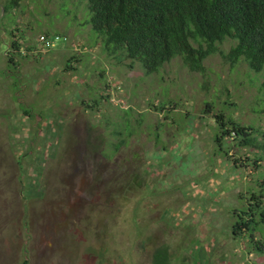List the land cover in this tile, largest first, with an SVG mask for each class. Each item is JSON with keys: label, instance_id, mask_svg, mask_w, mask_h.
I'll list each match as a JSON object with an SVG mask.
<instances>
[{"label": "rangeland", "instance_id": "rangeland-1", "mask_svg": "<svg viewBox=\"0 0 264 264\" xmlns=\"http://www.w3.org/2000/svg\"><path fill=\"white\" fill-rule=\"evenodd\" d=\"M5 5L0 264H153L163 246L170 264H264L250 237L232 233L234 211L252 192L264 195V151L225 138L230 154L251 164L234 165L215 143L214 113H203L215 101L264 129V72L229 60L236 41L217 43L203 72L177 56L147 74L104 49L88 0ZM46 32L68 41L44 49ZM256 237L264 241V227Z\"/></svg>", "mask_w": 264, "mask_h": 264}, {"label": "trees", "instance_id": "trees-1", "mask_svg": "<svg viewBox=\"0 0 264 264\" xmlns=\"http://www.w3.org/2000/svg\"><path fill=\"white\" fill-rule=\"evenodd\" d=\"M9 7H18L22 0H6ZM90 23L103 37L104 49L109 54L123 53L139 62L147 74L158 72L162 66L180 56L192 71L203 72L205 59L217 52V43L234 39L227 57L232 63L243 59L257 73L264 72V0H88ZM17 28L12 31L15 35ZM51 35V33L46 32ZM61 35V34H56ZM67 37L65 35H62ZM68 38V37H67ZM197 43V44H195ZM20 52V40L12 44ZM28 47V51H32ZM11 65L16 56L7 53ZM76 57L66 63V70L75 69ZM132 66V65H131ZM214 102H207L203 113H214L215 143L236 166L250 167L238 156H232L230 143L237 147H255L264 151V129L256 124H242L226 111L216 110ZM85 104V103H84ZM157 111L167 109V103L155 105ZM230 140V143L225 140ZM227 144V145H226ZM233 158V159H232ZM248 160L251 157L247 158ZM253 160L255 168H259ZM258 170V169H256ZM264 184V180L262 181ZM264 195L252 192L248 205L234 211V237L248 236L255 251L264 253V241L256 231L264 227ZM153 264H170L167 246L160 247ZM24 264H28L24 259Z\"/></svg>", "mask_w": 264, "mask_h": 264}, {"label": "built area", "instance_id": "built-area-1", "mask_svg": "<svg viewBox=\"0 0 264 264\" xmlns=\"http://www.w3.org/2000/svg\"><path fill=\"white\" fill-rule=\"evenodd\" d=\"M66 41H68V38L62 35H56V34L49 35L46 33H42L39 36V42L44 49H52L56 47L58 43L66 42Z\"/></svg>", "mask_w": 264, "mask_h": 264}]
</instances>
